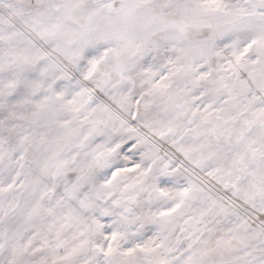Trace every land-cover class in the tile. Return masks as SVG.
Wrapping results in <instances>:
<instances>
[{
  "label": "snow or ice",
  "instance_id": "1",
  "mask_svg": "<svg viewBox=\"0 0 264 264\" xmlns=\"http://www.w3.org/2000/svg\"><path fill=\"white\" fill-rule=\"evenodd\" d=\"M0 264H264V0H0Z\"/></svg>",
  "mask_w": 264,
  "mask_h": 264
}]
</instances>
